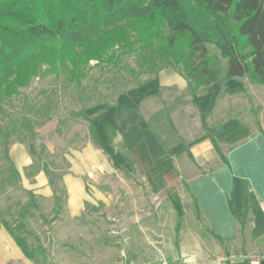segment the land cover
Wrapping results in <instances>:
<instances>
[{"label": "rangeland", "instance_id": "obj_1", "mask_svg": "<svg viewBox=\"0 0 264 264\" xmlns=\"http://www.w3.org/2000/svg\"><path fill=\"white\" fill-rule=\"evenodd\" d=\"M208 49L219 82L195 90L203 106L210 101L207 128L215 134L229 110H242L247 123L255 122L264 113V86L247 77L225 81V61L214 48ZM45 69L18 96L0 102V243L13 255L11 244L3 240L7 234L12 241L13 236L23 237L34 253L28 263L15 259L7 264H124V254L131 250L127 246L141 240L133 231L127 244L122 220L128 209L149 204L143 182L132 180L141 182L139 169L132 167L139 160L138 145L128 151L125 138L110 128L108 119L115 122L118 107L133 104L165 146L199 138L200 113L181 67L157 60L149 51L123 55L118 67L92 62L80 85L70 84L62 69L43 74ZM173 80L181 82V91ZM176 100L180 103L173 104ZM174 106H187L192 118H184ZM81 109L93 120L98 139ZM100 124H105L102 133ZM125 160L127 176L118 167ZM193 232L200 235V227L184 233L185 251L193 248L188 246ZM4 260L0 256V264Z\"/></svg>", "mask_w": 264, "mask_h": 264}, {"label": "trees", "instance_id": "obj_2", "mask_svg": "<svg viewBox=\"0 0 264 264\" xmlns=\"http://www.w3.org/2000/svg\"><path fill=\"white\" fill-rule=\"evenodd\" d=\"M209 46L225 61V81L264 86V0H0V102L42 67L80 85L92 62L118 67L123 55L149 51L181 67L201 109L195 90L219 82ZM204 118L201 111L205 127Z\"/></svg>", "mask_w": 264, "mask_h": 264}, {"label": "crops", "instance_id": "obj_3", "mask_svg": "<svg viewBox=\"0 0 264 264\" xmlns=\"http://www.w3.org/2000/svg\"><path fill=\"white\" fill-rule=\"evenodd\" d=\"M172 84L181 91V82L173 80ZM191 102L200 113L203 131L187 144L180 139L175 145L167 142L163 146L149 130L143 114L130 107L133 104L128 108L120 105L115 122L114 117L108 119L110 128L116 127L125 138L128 151L138 145L135 155L139 160L132 162V167L139 169L141 182L134 177L132 180L143 182L144 190L138 187L149 204L128 209L122 220L127 244L128 238L133 239V231L137 233L136 240H141V244L127 246L131 250L124 254V264H249L254 258L264 257V113L255 122L247 123L242 110L227 109L230 115L214 134L206 126V113L212 112L211 108L207 110L210 101L207 99L203 106L198 100L201 109L192 95ZM187 106H174L173 110L191 119ZM167 122L174 130L168 116ZM104 128L105 124H100L101 133ZM176 156L183 159L175 160ZM127 166V160L118 166L126 176ZM151 200L156 201L155 207H151ZM192 226L200 227L201 234L193 232V242L188 245L193 248L185 251L183 236L187 231L191 233ZM14 237V241L3 240L11 244L13 255L5 243H0L3 264L15 259L28 263L34 253L25 238Z\"/></svg>", "mask_w": 264, "mask_h": 264}, {"label": "built area", "instance_id": "obj_4", "mask_svg": "<svg viewBox=\"0 0 264 264\" xmlns=\"http://www.w3.org/2000/svg\"><path fill=\"white\" fill-rule=\"evenodd\" d=\"M249 264H264V257L263 258H254L249 262Z\"/></svg>", "mask_w": 264, "mask_h": 264}]
</instances>
